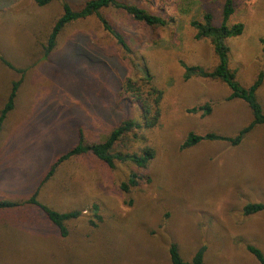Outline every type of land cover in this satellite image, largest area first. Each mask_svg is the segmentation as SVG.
I'll return each instance as SVG.
<instances>
[{"label": "rangeland", "instance_id": "1", "mask_svg": "<svg viewBox=\"0 0 264 264\" xmlns=\"http://www.w3.org/2000/svg\"><path fill=\"white\" fill-rule=\"evenodd\" d=\"M79 9L86 0H0V109L13 81L14 107L0 132V200H37L59 212L81 209L67 223L68 234L39 207L22 203L0 209V264H171L170 242L184 259L205 246V264H259L247 244L264 254V209L245 215L246 203L264 204V125H256L232 146L201 140L181 148L189 132L234 135L252 114L241 99L228 100L219 80L183 77L184 66L211 69L216 64L208 39H196L191 21L212 14L222 21L228 0H118L161 15L164 26H148L122 8L102 10L127 44L124 49L96 16L67 24L54 49L44 46L62 2ZM227 23L242 32L226 39L228 65L247 87L263 72L257 98L264 111V0H230ZM9 65L13 66L10 67ZM161 90L154 127L125 137L114 151L154 150L141 182L123 192L121 183L135 171L130 162L113 168L91 153L60 163L44 182L50 164L72 148L81 130L88 142L103 139L122 119L142 121L135 102L123 101L127 78L138 80L145 97ZM208 104L210 111H189ZM101 209L100 227L91 228V204Z\"/></svg>", "mask_w": 264, "mask_h": 264}, {"label": "trees", "instance_id": "2", "mask_svg": "<svg viewBox=\"0 0 264 264\" xmlns=\"http://www.w3.org/2000/svg\"><path fill=\"white\" fill-rule=\"evenodd\" d=\"M51 1L54 0H34L38 6H44ZM110 6L122 8L129 15H131L135 21L148 26H164V24L167 23L166 19L161 15L152 13L149 10L133 3H125L118 0H86L79 9H74L70 4L63 1L62 13L57 19H55V22L48 34L46 44L43 48L44 55H49V53L54 49L59 33L67 24L78 19L84 20L90 16H96L102 28L108 32L117 43L124 47V49H127V44L122 35L113 29L106 17L102 14V10ZM231 14L232 6L230 5V0H228L223 7L222 21L220 24H214L212 14L209 12H205L202 15L201 20L191 21V26L196 29L195 38H205L209 40L216 58V64L211 69L183 64V77L185 79L200 77L223 82L230 89V93L227 95L226 99H241L244 101L251 111L252 119L234 135H223L213 132L205 134L189 132L185 140L182 142L180 146L181 148L191 147L201 140L216 142L227 141L230 145L236 146L241 142L245 133L253 129L256 125H264V111L258 101V98L256 97L257 90L263 81V72L259 71L254 81L249 86L244 87L236 80V69L230 68L228 65V46L226 44V39L239 35L243 29V25L241 23H234L231 25L227 23ZM9 66L13 69L12 65ZM143 79L148 89V92L145 94H156L152 102L149 101L147 96L145 97V90L143 89L141 82L139 83L138 80L127 78L126 82L124 81L119 91V95L123 101H132L138 105L142 113V121L134 118L122 119L103 139L92 142L86 141L81 130H79L76 144L60 156L56 157V159L50 164V168L46 172L42 182L47 180L54 173L60 163L69 157L88 152L93 154L98 160L110 168L115 166L116 161L130 162L133 166H135V171L130 174L128 180L121 183L120 188L123 192H127L130 187L138 185L143 177H146L147 182L150 181L148 175L144 173L148 168L150 163L149 161H151L154 157V150L150 146H144L140 151H114V146L120 139L132 137V135L137 137L141 130L154 127L157 123L159 116L158 105L162 91L151 84V77L146 70H144ZM19 84L20 81L12 82L6 101L0 109V132L6 116L14 107L15 97L18 90L17 87ZM199 109L204 110V113H208L210 111L208 104L193 107L189 111L196 112ZM39 187L40 186H37L33 194L24 201L0 200V209L15 207L21 205L22 203L36 205L43 211L46 218L54 225V227L58 229L59 235L61 237H65L68 234V229L66 227L67 223L70 220H76V218H78L82 213L81 209L59 212L47 207L37 200ZM262 209H264L263 203H246L243 206V213L245 215H250L259 212ZM91 210L93 218L89 219V225L91 228H98L100 227L101 220V209L99 204L96 202L92 203ZM246 250L255 257L259 264H264V254L258 247L252 244H247ZM204 253L205 246L200 245L192 254L191 258L187 260L182 257L175 242H170L168 246V256L171 264H205Z\"/></svg>", "mask_w": 264, "mask_h": 264}]
</instances>
